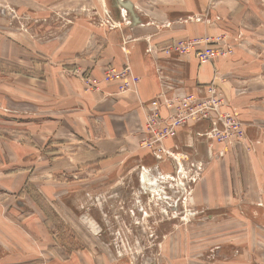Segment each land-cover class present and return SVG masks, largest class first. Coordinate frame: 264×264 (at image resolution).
I'll return each instance as SVG.
<instances>
[{
  "label": "rangeland",
  "instance_id": "obj_1",
  "mask_svg": "<svg viewBox=\"0 0 264 264\" xmlns=\"http://www.w3.org/2000/svg\"><path fill=\"white\" fill-rule=\"evenodd\" d=\"M121 1L132 3L134 12ZM168 1L170 13L181 15L176 19L181 23L207 22L214 18V8L221 13L216 14L217 19L230 21L221 8L228 4L232 11L238 4L237 0H206L204 13L185 14L179 11L182 8L176 9L184 0H0V264H89V259L96 264H264V183L257 180L249 190L252 196L260 193L255 199L244 192L241 202L233 203L227 196L232 183L227 170L229 155L239 150L246 163L247 155L263 143L248 136L250 124L241 120L240 112L238 127L247 139L214 140L212 147L208 145L210 149L216 143L221 145L214 158L221 164L220 172L211 184L227 186L224 202L215 193L214 198L200 196V183L208 173L205 163L190 156L183 162L182 172L175 167V171L159 174V185L153 188L144 186L149 176L143 178L142 171L134 163H124L123 157L110 164V172L88 173L74 170L77 165H73L71 149L56 156L55 148L45 147V141L48 145L60 140L76 144L80 139L72 130L55 138L56 117L76 113V108H54L70 96L56 95L52 84L45 85L46 76L61 71L80 78L85 84L83 94L101 90L104 84L116 85L119 93L137 91L139 83L135 85L131 75L110 82L105 76L110 67L119 71L130 67L135 75L129 57L140 36L122 35L117 45L125 53L124 64L109 63L100 75L80 68L72 56L87 55L92 48L99 51L109 31L127 25L144 23L158 31L171 27L177 21H161L156 12ZM256 1L259 7L264 5V0ZM246 4L250 8V2ZM240 32L236 42L230 41L227 32L174 36L170 43L155 41L154 35L143 38L148 55L181 53L173 47L183 41L214 39L209 44L219 53L214 60L235 52L240 46L237 40L243 36L239 37ZM204 42L195 46L203 49ZM228 46L232 52L225 56ZM255 57L260 58L264 71V54ZM263 74L258 76L259 85L264 82ZM229 77L228 72L220 73L218 83ZM218 83L214 84L227 102ZM245 92L246 88H239L236 94ZM63 160L65 164L56 166ZM53 167L59 168L50 169ZM105 199L111 203L110 216L107 222L97 221L92 209L102 207ZM247 200L250 204H243Z\"/></svg>",
  "mask_w": 264,
  "mask_h": 264
},
{
  "label": "crops",
  "instance_id": "obj_2",
  "mask_svg": "<svg viewBox=\"0 0 264 264\" xmlns=\"http://www.w3.org/2000/svg\"><path fill=\"white\" fill-rule=\"evenodd\" d=\"M237 1L238 4L232 11L229 10L228 4L227 8H221V11H227L230 21H226L225 18L217 19L215 16L220 11L214 8L212 14L215 16L210 21H189L186 23L176 20L181 15L170 13V1H168L167 5H160L163 9H156V12L161 14L159 19L161 21L176 20L177 22L173 23L171 27L158 31L152 25L144 23L127 25L121 30L109 31L99 51L92 48L87 55L72 56L77 60L80 68H84L89 74L100 75L103 67L109 63L118 66L124 64L125 53L117 45V40L122 35L140 36L129 57L135 74L140 77V82L137 91L130 90L119 93L116 85L104 84L101 90L83 94L85 84L80 78L66 76L61 71H58L55 76H46L45 85L51 86L52 84L56 95L70 96L61 103H55L54 108L62 111L67 108H76V113L64 115L59 120L56 117L58 126L54 128L55 138L59 139L57 136L61 133L63 136L72 130L79 135L80 139L76 144L60 140L53 145H48L45 141V147L55 148L56 156H62L60 151H65L66 148L71 149L73 152L70 155L75 159H72L73 165L74 163L77 165L74 170L88 173L110 172L113 169L109 167L110 164L123 157L125 158L124 163L129 162L128 165L134 163V168L142 171L143 178L149 176L145 178L144 186L154 188L155 185H159V174L170 172V170L175 171V162L172 159L166 160V158L158 160L151 149L141 144L142 139L147 136L146 131L143 130V122L145 113L150 107V101L155 97H161L162 94L169 97L189 92L205 95L207 85L213 80L218 83L220 73L228 72L230 73L228 80L224 81L225 83H218L228 97L227 105L224 108L237 109L240 112L241 120L250 124L247 125L248 136L253 140H262L263 143L258 145L256 152L247 155L246 163L240 159V155L243 153L239 154V150L229 155L227 170L231 175L232 183L230 194L227 196L233 203L241 202L239 198L244 192H247L250 198H257L260 193L252 196L249 190L256 185L257 180L264 183V82L259 85L260 83L257 81L258 76L264 71H262L260 58L255 57L261 52L264 54V5L259 7L256 0ZM246 1L250 2V8ZM180 8L182 9L179 11H184L185 14L192 11L204 13L206 0H184L181 6L176 7L177 10ZM242 19L246 20L240 22ZM226 32L229 34L230 41H235L238 32L242 33L243 36L240 35L241 38L237 40L240 46H236L233 54H229L227 57H218L206 63L199 62L194 54L178 52L166 54L158 51L153 55H148L145 50L147 43L143 38L145 35H154V37L156 36L155 41L161 39L170 43V39L174 36L186 38ZM64 56L67 57V55ZM239 88H246V92L242 95L236 94ZM45 91L47 93V88ZM56 114L58 113L56 112ZM64 126H66L65 131H63ZM209 127V119L190 121L180 127L175 136L166 139L164 144L171 151L183 155L188 154L191 160L205 163L207 169L205 171L208 175L200 183L199 194L214 198L213 193H215L217 198H221V201L224 202L227 197L224 198V188L227 186L216 187L211 184V180L216 179L220 172L221 164L215 162L214 158H216V152L221 149V145L216 143L215 147L210 149L208 139L199 134ZM65 163L66 161L63 160L56 163V166ZM124 163L121 164L122 167L125 166ZM58 168L50 169L58 170ZM109 184L111 183L109 182ZM150 189L152 188H148L147 191ZM254 190L257 188L254 187ZM261 195L264 198V184ZM105 200L102 207H93L92 209V216L97 221L107 222L108 215L110 216L111 203L107 199ZM244 203L250 204L248 200ZM90 204L98 203L90 202ZM104 215H106V219ZM137 233L136 231L134 235ZM111 246L113 245L109 246L110 251L114 249ZM94 260L89 259V264H96Z\"/></svg>",
  "mask_w": 264,
  "mask_h": 264
},
{
  "label": "built area",
  "instance_id": "obj_3",
  "mask_svg": "<svg viewBox=\"0 0 264 264\" xmlns=\"http://www.w3.org/2000/svg\"><path fill=\"white\" fill-rule=\"evenodd\" d=\"M204 41V39L183 41L178 47L173 48L181 53H189L194 50L195 53L193 54L199 62L206 63L212 61L219 53H216L214 48L209 46V44L215 43L214 39H210L208 42ZM199 42H204L207 46L200 49L195 46ZM228 48L224 52L225 56L232 52V46H228ZM130 75L135 85L140 82L139 76L134 75L130 67L121 71L115 67H110L105 80L110 82L115 78H126ZM214 83L207 85L205 95L189 92L173 97L163 94L161 97H155L150 101V107L145 113L143 130L146 131L147 136L142 139V146L151 149L157 159H164L163 156L171 158L175 162L177 172L184 170L183 162L188 159V156L167 149L164 142L166 139L175 136L179 128L190 121L209 119L210 127L199 134L208 139L210 147L214 145V140L247 139L245 131L238 127L240 124L239 111L224 108L227 102ZM127 84H129L128 81Z\"/></svg>",
  "mask_w": 264,
  "mask_h": 264
},
{
  "label": "water",
  "instance_id": "obj_4",
  "mask_svg": "<svg viewBox=\"0 0 264 264\" xmlns=\"http://www.w3.org/2000/svg\"><path fill=\"white\" fill-rule=\"evenodd\" d=\"M121 3H123L124 5H125V7L127 8V9H129L132 13L134 12V9H133V7H132V3H124L123 1H121Z\"/></svg>",
  "mask_w": 264,
  "mask_h": 264
}]
</instances>
